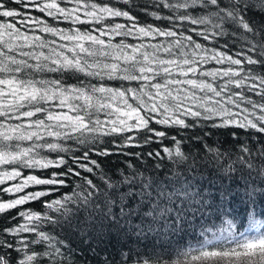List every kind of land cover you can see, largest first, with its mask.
Here are the masks:
<instances>
[{
	"label": "snow or ice",
	"instance_id": "1",
	"mask_svg": "<svg viewBox=\"0 0 264 264\" xmlns=\"http://www.w3.org/2000/svg\"><path fill=\"white\" fill-rule=\"evenodd\" d=\"M13 2L17 8L8 6ZM68 4L73 6L68 7ZM21 6L23 9L35 8L41 13L46 12L54 20L95 27L83 31L80 27H75L64 31L48 26L44 20L32 19L30 13L19 10ZM154 6L167 8L172 12H179L181 9L184 11L178 16L170 14L167 17L151 13L158 20L167 19L172 25V28L160 29L151 25L139 26L130 10L113 6L111 0H44L43 3L41 0H0V129H3L0 131V166H3L0 171V185L18 178L20 180L0 188V192H24L15 199L0 200V214H10L11 210L29 201H38L44 206L40 212L18 211L17 216L24 223L0 230V264H67L65 250L71 254V248L63 240H57L46 232L45 226L52 229L76 227L87 231L88 228L97 226L99 217L101 226L104 221L108 222L109 227L121 226L123 220L131 227L128 218L133 215L140 216L141 211L147 209L143 211L141 219L142 223L144 220L151 221L147 225L149 231L154 230L152 224L161 221L166 229L171 230L176 229L187 215H195L206 204L203 190L198 189L192 179L183 176L179 171H174L171 176H164L163 179L137 173L124 176L116 183L102 174L100 179L104 188H100L88 175H82L77 170L83 169L85 173L91 174L94 168H100L97 160L89 157V153L95 151L94 147L85 150L82 155L74 156L70 166L62 156L57 160L41 156L44 149L49 152L68 151L63 144L48 142L46 137L72 140L79 144L91 141L93 145L102 137H117L124 141L123 145L117 147L139 146L135 143L134 136L124 134L133 131L151 133L144 139V143L148 144L154 138L163 141L168 135L166 131L152 127L153 122L169 128L179 126L187 129L194 127L200 119L207 121L217 117L220 118V123L214 124L216 127L234 126L264 134V71L256 70L257 67L264 69V24L257 27L251 18L245 16L253 8H259L264 13V0H176L175 3L172 0H157ZM198 11L205 12V15H193ZM18 16L24 17L21 24L43 25L40 29L42 32L72 42L73 47L68 48V52L74 55L70 57L54 47L48 54L44 51L35 52L36 48H48L49 44L41 36H30L27 32H21L12 20L5 22L3 19ZM117 17H124L133 23L131 26L122 23L105 24L106 20L111 21ZM177 21L192 25H210L213 29L211 34L207 30L197 31L196 28L190 31L204 40L232 37V47L236 46L239 34L241 50L233 55L213 49L212 54L207 55L205 46L195 41L192 35L179 38L183 33L173 30L179 27ZM228 28L234 31L229 32ZM112 36H131L138 39L158 36L175 39L169 40L167 45H134L126 44L124 39L113 44L111 39L103 38ZM51 43L55 44V41ZM60 47L67 48V45ZM25 48L30 50L24 51ZM222 48H229L227 41ZM17 55L27 59H18ZM100 57L111 58L115 62L102 63ZM89 58L92 63H89ZM29 59L36 62L29 63ZM210 61L219 65L227 62L229 66L202 70V65ZM68 72L82 73L85 79L95 77L98 80L107 78L137 82V86L112 88L104 83H85V80H79L77 85H66L61 79H47L42 76L45 73ZM174 73L185 79L175 78ZM197 74L211 77L212 82L207 79L187 78ZM197 91L203 95L198 96ZM253 95L259 99L254 100ZM213 97L218 99L213 102ZM188 101L192 105L198 104L203 112L194 106H186ZM208 102H213L212 106H207ZM245 104L247 106L242 107ZM229 105L239 111H234ZM101 113L105 115V120H101ZM154 114H162L164 118L157 119ZM113 116L114 119H108ZM188 117L195 118L192 124L187 122ZM13 120L17 123H12ZM22 142L30 143L23 146ZM170 143L175 145L174 149L162 148L168 161L192 172L196 162L193 160L189 164V156L181 147L182 139L177 140L173 136ZM207 151L214 155L217 163L225 155L211 148H207ZM240 151L248 157L252 156L246 145H242ZM97 155L108 156L110 152L105 149L97 152ZM135 155L140 157V153ZM256 155L264 160V146L257 150ZM147 156L161 162L165 159L160 151L149 152ZM238 161L249 170L254 167L244 156L238 157ZM160 166L157 164L156 168L159 169ZM36 168H55L57 171L52 172L49 178H40L31 173L25 175L22 171ZM223 171L228 173L235 171V168L230 164ZM260 173L264 176V165L261 166ZM70 176L81 181L71 192L55 200H40L50 192H58L61 186L66 185ZM120 184L127 185L130 190L121 194L117 203L110 193L117 190ZM30 185L52 187L25 192ZM135 186L140 189L138 193L131 190ZM255 192L256 189H252L245 195L252 199ZM220 195L222 199L225 196L235 198L239 193L233 194L230 189L225 188ZM134 196H139L140 199L136 208H131L126 201ZM117 207L118 213L114 211ZM16 218L12 217L13 220ZM136 227L140 228V225ZM209 231L211 230L207 229L202 233L204 238L197 245L178 251L177 259L171 264H264V223L257 221L254 216L250 218L249 226L244 231H237L235 223L230 220H225L224 226L218 230L219 234L212 233L211 239L207 235ZM19 233H31L33 238H22L20 243L23 247L17 249L6 234ZM31 245L37 247L33 249ZM25 249L30 254L26 253L23 259L17 260L14 253ZM129 262L169 264L163 259L155 262L151 258L134 261L131 255L122 256L118 252L110 255L101 264Z\"/></svg>",
	"mask_w": 264,
	"mask_h": 264
},
{
	"label": "trees",
	"instance_id": "2",
	"mask_svg": "<svg viewBox=\"0 0 264 264\" xmlns=\"http://www.w3.org/2000/svg\"><path fill=\"white\" fill-rule=\"evenodd\" d=\"M44 0H41L43 3ZM95 2H100V0H95ZM104 2H109V0H104ZM157 0H111V4L122 10H130L131 15L136 17L139 26L151 25L156 28H172V25L167 19L158 20L156 16L151 15L155 12L159 16L167 17L168 15L178 16L184 10L179 12H172V10L167 8L155 7ZM173 3L176 0H172ZM255 2V0H253ZM12 8H17V5L13 2L8 5ZM64 6L63 4L61 5ZM68 7H72V4H68ZM22 12L30 13L32 19L44 20L47 22L48 26L56 27L64 31L73 29L75 27H80L83 31L86 28L95 27V25H72L70 22L62 20H54L49 17L46 12L41 13L38 9L28 8L23 9L22 6L19 9ZM82 18L83 14L81 13ZM193 15H205V12L198 11L193 13ZM246 18H251V21L258 27L264 24V13H261L259 8H253L251 12L245 13ZM4 21L12 20V22L17 24V27L21 29V32H27L30 36H41L45 43L49 44L48 48H36L35 52L44 51L48 54L51 48H56L57 51H63L65 54L72 57L74 53L68 52V48L73 47L72 42L64 41L59 36H54L51 33L42 32L40 29L43 25H32L28 26L21 24L20 21L24 19L23 16H18L16 18H3ZM111 23H122L127 26H131L132 21H128L124 17H117L111 21L106 20L105 24ZM179 26L176 29L178 32H182L179 38L183 39L186 35H192L193 39L205 46L207 52L205 54L211 55L213 49H219L221 51H226L228 54H235L241 50L242 44L239 41V34L236 38V46L232 47L234 42L232 37H213L210 40H204L202 37L197 36L195 33L191 32L190 29L196 28L197 31L207 30L209 34L213 31L210 25H192L188 22L177 21ZM188 29V31H185ZM229 32L234 31L232 28L227 29ZM104 39H111L112 43H118L121 39H124L126 44L138 45L140 43L145 44H158L163 43L167 45L169 40L175 38L167 37H103ZM55 41V44L51 42ZM228 42L229 48L223 49L222 45ZM255 42V41H254ZM61 45H67V48L60 47ZM24 51H29L30 49H23ZM111 51V49H109ZM149 51L151 49L149 48ZM189 51V49H186ZM251 54V53H249ZM83 55V54H81ZM164 58H167L166 54H161ZM18 59H27L17 55ZM239 58V57H235ZM102 63H112L115 62L111 58L105 59L104 57L99 58ZM36 61L29 59V63H35ZM50 63V62H49ZM89 63H92V59L89 58ZM228 63L225 62L223 65L216 64L215 62H209L202 65V70H212L221 67H228ZM257 71H264L257 67ZM175 78L185 79L184 77H179L176 73L173 74ZM43 78L47 79H61L66 85H77L79 80H85V83L91 82L92 84L99 85L104 83L108 87L121 88V87H132L137 86V82H127L122 80H108L104 78L98 80L95 77H87L85 79L82 73H45L42 74ZM79 78V79H78ZM187 78L195 79H207L212 82L211 77H201L198 74L196 76L190 75ZM217 83L219 81H216ZM251 83V81L249 82ZM190 88V86H188ZM197 95H203L197 91ZM254 100L259 98L255 95L252 96ZM218 99L213 97V102ZM133 102L134 101H131ZM213 102H208L207 106H212ZM186 106H194L197 110L203 112V109H199L198 104L192 105L191 101H188ZM243 106H247L242 105ZM234 111H239L235 109ZM67 111V109H64ZM157 119L164 118L162 114H154ZM42 118V117H41ZM101 120H105L106 117L103 113L100 114ZM115 117H110L108 119H114ZM184 118V117H181ZM195 118L188 117L187 122L192 124ZM12 123H17L13 120ZM220 118H214L213 120H203L200 119L195 123L194 127H189L187 129L180 128L176 126L175 128H169L165 125H159L152 123V127L157 130L166 131L167 139L161 141L158 138H154L153 142L145 144L144 139L151 135L144 131H133L131 133H125L124 136L132 135L135 137V143L139 146H129V147H117V145H123V138L117 137H102L94 145L91 141L85 144H79L75 141H63L57 140L56 138L46 137L45 139L51 143H61L65 148L68 149L67 152H49L47 149L41 151V156L48 159L57 160L59 157H64L68 161L69 165L72 166V158L74 156L82 155L85 150L90 147H94L95 151L89 153L90 159L97 160L100 165L99 169H95L93 173H85L83 169L77 168L81 171L82 175H88L89 179H92L98 187L104 188L103 181L100 179L103 174L105 177L110 178L113 183L119 182L124 176H132L137 173H143L144 176H151L159 179H163L164 176H171L172 172L179 171L183 176L192 179L193 183L196 184L198 189L203 190L204 200L206 204L203 205L200 211H197L195 215H187L185 220H183L176 229H166L164 227L163 221L159 223L152 224L153 231H149L147 225L151 223L150 220H144L142 223L143 209L140 216L133 215L129 217L131 227L125 224L121 220V226H108V222L104 221L103 226H101V220L97 218V226L95 228H88L87 231L78 229L76 227L72 228H60L55 229L45 226L44 230L50 235L55 237L57 240H63L65 244L71 248V254L66 251L67 264H101L102 261L107 259L110 255L114 253H120L122 256L131 255L133 260L147 259L151 258L154 262L157 259H163L164 261L171 264L172 261L177 259V252L187 249L190 245L195 246L199 241L203 240L202 233L205 230L210 229L207 233L208 238H212V233L219 234L218 230L224 226L225 220H230L236 225L237 231H244L248 228L250 218L255 217L257 221L264 223V176L260 173V168L264 165V160H261L257 155V150L264 146V134L257 133L253 129H239L234 126L228 127H216L214 124H219ZM3 129H0L2 131ZM175 136L177 140L182 139L181 147L182 150L189 156V164L195 160V169L192 172H188L186 168H181L173 165L168 161L165 153L162 152L163 147L173 148L174 144L170 143L171 138ZM115 141V142H113ZM30 142H22L23 146H27ZM246 145L252 152V156L248 157L246 154L240 151L241 146ZM207 146V147H206ZM207 148L214 150H219L224 153V157L221 161L217 163L214 155L207 151ZM107 149L110 152L108 156H99L97 152ZM160 151L161 156L165 159L163 162L155 159H151L147 156L149 152ZM135 153H140V157H137ZM244 156L245 160L251 162L254 167L249 170L247 167L242 166L238 157ZM235 162V163H233ZM84 163H88L84 161ZM160 164V168L157 169L156 165ZM233 165L235 171L225 173L223 170L229 165ZM91 166V165H89ZM63 168V166H61ZM3 170V166H0V171ZM66 170V169H64ZM25 175L31 173L37 175L40 178H49L52 172L57 171L55 168L49 169H22ZM20 182L19 178L16 181L6 182L4 185H0V188L8 187L12 183ZM81 183V181L75 177L70 176L66 180V185L61 186L58 192H50L47 197H41V201L45 200H55L60 198V196L71 192L76 184ZM52 186L47 185H30L25 192H35L39 190H47ZM230 189L233 194L239 193L238 196H225L221 198L220 193L223 189ZM252 189H256V192L252 194V199H249L246 192H251ZM129 187L125 184H120L119 188L110 193L113 199L117 200L119 203V197L123 193L129 192ZM133 192L138 193L140 191L138 186L131 189ZM22 193H2L0 192V200H11L15 199ZM139 196H134L133 198L127 200L129 207L136 208L139 203ZM103 206V205H101ZM43 204L38 201H29L25 205L17 206L16 209L11 210L10 214H0V230L8 227H15L21 223H24L22 219L17 216L18 211L31 210L40 212L43 209ZM118 213V207L114 209ZM12 217H17L15 220ZM83 219V216L80 217ZM140 225V228L136 226ZM143 229V230H141ZM90 233V234H89ZM8 239L12 241L17 249L23 247L20 241L22 238L27 237L28 239L33 238L31 233H19V234H6ZM31 248L35 249L36 245H31ZM46 247V245H45ZM40 250H43L42 248ZM28 253V249L14 253L17 260L23 259L24 255ZM139 254V255H138ZM131 264V262H129Z\"/></svg>",
	"mask_w": 264,
	"mask_h": 264
}]
</instances>
